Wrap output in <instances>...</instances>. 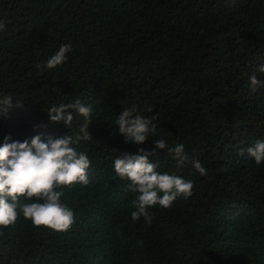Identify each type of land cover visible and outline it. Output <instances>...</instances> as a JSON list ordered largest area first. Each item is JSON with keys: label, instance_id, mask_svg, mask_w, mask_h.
Returning a JSON list of instances; mask_svg holds the SVG:
<instances>
[{"label": "trees", "instance_id": "trees-1", "mask_svg": "<svg viewBox=\"0 0 264 264\" xmlns=\"http://www.w3.org/2000/svg\"><path fill=\"white\" fill-rule=\"evenodd\" d=\"M0 23V97L13 98L0 144L75 138L83 117L72 112L65 128L47 111L92 107V140L73 145L91 162L89 183L62 189L75 222L56 233L21 214L0 229V264H264V162L247 156L264 140V87L249 84L253 74L264 82V0H0ZM63 44L66 62L46 69ZM133 107L158 117L142 145L115 127ZM155 139L183 144L207 175L157 151L149 162L191 181L193 194L133 222L135 193L113 160L153 151Z\"/></svg>", "mask_w": 264, "mask_h": 264}, {"label": "clouds", "instance_id": "clouds-1", "mask_svg": "<svg viewBox=\"0 0 264 264\" xmlns=\"http://www.w3.org/2000/svg\"><path fill=\"white\" fill-rule=\"evenodd\" d=\"M5 24L0 23V31ZM71 51L70 44H63L46 62V69L61 66L67 60ZM39 67V65L37 66ZM264 73V66L258 68ZM252 91L264 87V82L258 81L256 75L249 77ZM11 96L0 97V114L6 115L12 107ZM20 105L18 104L17 107ZM76 112L86 121L80 128L81 135L75 138L64 135L57 139L41 140L39 135L24 140L12 141L10 136H4L0 144V229L14 225L22 214L25 221H30L34 228H44L56 233L67 232L75 222L71 208L61 202L62 189H71L76 184L89 183L87 170L90 160L87 154L78 152L74 144L80 141L92 140L88 131L92 116L91 105L85 106L79 101L72 104L53 106L48 111L49 123H59L69 127ZM158 117H145L136 113L135 107L124 109L115 120L118 134L124 137V143L142 145L149 141L150 135L156 131ZM153 151L139 149L136 154H122L113 160L115 175L129 181L128 191L135 193L131 220L136 222L143 218L151 223L149 209L158 206L169 209L177 198L188 199L192 196L193 183L175 174L159 173L157 164L150 163L149 157L157 151L168 150L177 167L190 162L200 176L207 175V169L199 161H189L183 144L169 148L163 139H155ZM243 153V150L241 151ZM247 156L259 166L264 162V140H257L254 146L247 149ZM21 198L35 202L20 203Z\"/></svg>", "mask_w": 264, "mask_h": 264}]
</instances>
